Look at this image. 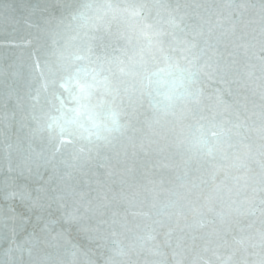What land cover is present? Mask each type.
Listing matches in <instances>:
<instances>
[{"label":"water","instance_id":"95a60500","mask_svg":"<svg viewBox=\"0 0 264 264\" xmlns=\"http://www.w3.org/2000/svg\"><path fill=\"white\" fill-rule=\"evenodd\" d=\"M0 264H264V0H0Z\"/></svg>","mask_w":264,"mask_h":264},{"label":"snow or ice","instance_id":"6c2138e0","mask_svg":"<svg viewBox=\"0 0 264 264\" xmlns=\"http://www.w3.org/2000/svg\"><path fill=\"white\" fill-rule=\"evenodd\" d=\"M111 8V5H109ZM123 70V69H122ZM154 75L159 76V73H155ZM85 79L81 81V79L77 76L75 78V86H76V93L73 96V99L76 102V107L71 109L70 111L74 113L71 119L67 118L63 111H61V116L55 120V126L59 129L61 133L65 131H69V125H74L80 123V118L84 115L87 116L88 120L91 123L90 128H85L84 131L91 134L93 130H95L98 134L100 125L97 123L95 119V111L94 107L90 103V99L92 96L93 89L97 86H103L108 94H111L110 90L107 87V80L106 78L102 79L100 73L96 70H92L90 72L85 73ZM106 103L105 102H102ZM108 118L112 121L113 124L116 123L115 113L111 110L108 112Z\"/></svg>","mask_w":264,"mask_h":264}]
</instances>
